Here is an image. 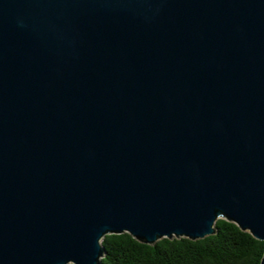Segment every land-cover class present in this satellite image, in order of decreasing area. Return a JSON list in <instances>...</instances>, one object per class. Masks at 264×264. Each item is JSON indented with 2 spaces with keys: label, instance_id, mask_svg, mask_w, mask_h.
<instances>
[{
  "label": "water",
  "instance_id": "95a60500",
  "mask_svg": "<svg viewBox=\"0 0 264 264\" xmlns=\"http://www.w3.org/2000/svg\"><path fill=\"white\" fill-rule=\"evenodd\" d=\"M218 218L264 242V0H0V264Z\"/></svg>",
  "mask_w": 264,
  "mask_h": 264
},
{
  "label": "trees",
  "instance_id": "16d2710c",
  "mask_svg": "<svg viewBox=\"0 0 264 264\" xmlns=\"http://www.w3.org/2000/svg\"><path fill=\"white\" fill-rule=\"evenodd\" d=\"M214 233L201 239L160 238L152 245L128 233L107 234L100 239V264H259L264 242L218 218Z\"/></svg>",
  "mask_w": 264,
  "mask_h": 264
}]
</instances>
